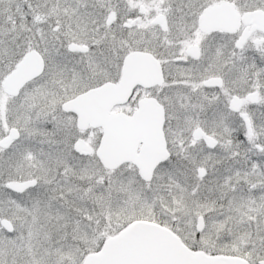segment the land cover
I'll list each match as a JSON object with an SVG mask.
<instances>
[{
  "label": "snow or ice",
  "instance_id": "obj_1",
  "mask_svg": "<svg viewBox=\"0 0 264 264\" xmlns=\"http://www.w3.org/2000/svg\"><path fill=\"white\" fill-rule=\"evenodd\" d=\"M0 264H264V0H0Z\"/></svg>",
  "mask_w": 264,
  "mask_h": 264
}]
</instances>
